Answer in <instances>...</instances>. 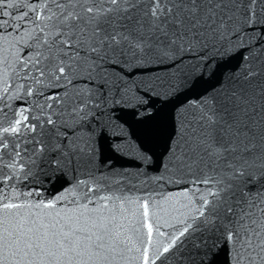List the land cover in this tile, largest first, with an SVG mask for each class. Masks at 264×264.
I'll use <instances>...</instances> for the list:
<instances>
[{
	"label": "snow or ice",
	"instance_id": "snow-or-ice-1",
	"mask_svg": "<svg viewBox=\"0 0 264 264\" xmlns=\"http://www.w3.org/2000/svg\"><path fill=\"white\" fill-rule=\"evenodd\" d=\"M0 264H264V0H0Z\"/></svg>",
	"mask_w": 264,
	"mask_h": 264
},
{
	"label": "water",
	"instance_id": "water-1",
	"mask_svg": "<svg viewBox=\"0 0 264 264\" xmlns=\"http://www.w3.org/2000/svg\"><path fill=\"white\" fill-rule=\"evenodd\" d=\"M121 164L124 167H131L132 166V162H130V161H121Z\"/></svg>",
	"mask_w": 264,
	"mask_h": 264
}]
</instances>
